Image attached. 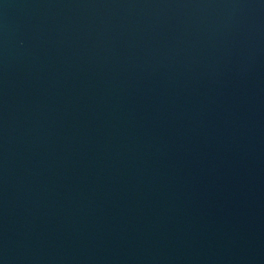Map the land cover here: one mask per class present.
Listing matches in <instances>:
<instances>
[{"label": "water", "instance_id": "water-1", "mask_svg": "<svg viewBox=\"0 0 264 264\" xmlns=\"http://www.w3.org/2000/svg\"><path fill=\"white\" fill-rule=\"evenodd\" d=\"M0 264H264V0H0Z\"/></svg>", "mask_w": 264, "mask_h": 264}]
</instances>
